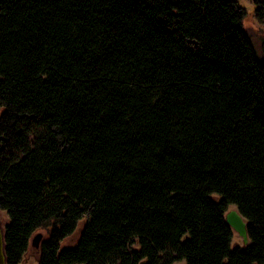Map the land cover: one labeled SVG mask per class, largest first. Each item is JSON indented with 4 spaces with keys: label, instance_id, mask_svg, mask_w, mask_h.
<instances>
[{
    "label": "trees",
    "instance_id": "trees-1",
    "mask_svg": "<svg viewBox=\"0 0 264 264\" xmlns=\"http://www.w3.org/2000/svg\"><path fill=\"white\" fill-rule=\"evenodd\" d=\"M240 1L0 0L8 264L41 230L39 264H264V60Z\"/></svg>",
    "mask_w": 264,
    "mask_h": 264
},
{
    "label": "rangeland",
    "instance_id": "rangeland-1",
    "mask_svg": "<svg viewBox=\"0 0 264 264\" xmlns=\"http://www.w3.org/2000/svg\"><path fill=\"white\" fill-rule=\"evenodd\" d=\"M240 6L244 8L246 11V15L243 21L244 30L250 36L258 57L264 60V23H261L256 18L255 5L253 4V2L248 1V0H241ZM232 210H236V207L230 206L228 209V212ZM8 224H9L8 215L3 210L0 209V227L2 229H5ZM39 233L43 235L44 239L47 238V234L44 231L41 230L39 231ZM79 235H80V232H77L71 238L63 242L62 248L74 246L79 239ZM186 238L187 236L184 237V240H186ZM237 247L245 248L246 244L244 243L243 239L237 233H235V236L231 243V249L233 250ZM136 248H137V245L132 246V249H136ZM37 252H38L37 247L32 246L29 252L27 253V255L24 257L21 264H39ZM175 264H187V263L184 260V261H180Z\"/></svg>",
    "mask_w": 264,
    "mask_h": 264
},
{
    "label": "water",
    "instance_id": "water-1",
    "mask_svg": "<svg viewBox=\"0 0 264 264\" xmlns=\"http://www.w3.org/2000/svg\"><path fill=\"white\" fill-rule=\"evenodd\" d=\"M227 224L237 233L244 241L246 246L250 243V239L247 231V222L240 212L236 210L229 211L226 215ZM43 238L41 233L34 236L32 244L35 247H39V244ZM0 264H8L7 256L5 252V231L0 227ZM144 264V263H143Z\"/></svg>",
    "mask_w": 264,
    "mask_h": 264
}]
</instances>
